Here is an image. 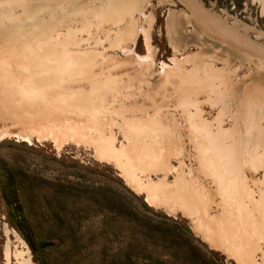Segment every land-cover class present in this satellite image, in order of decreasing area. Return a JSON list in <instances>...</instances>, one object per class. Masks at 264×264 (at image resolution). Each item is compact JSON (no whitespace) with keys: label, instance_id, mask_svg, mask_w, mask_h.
Returning a JSON list of instances; mask_svg holds the SVG:
<instances>
[{"label":"rangeland","instance_id":"374dc122","mask_svg":"<svg viewBox=\"0 0 264 264\" xmlns=\"http://www.w3.org/2000/svg\"><path fill=\"white\" fill-rule=\"evenodd\" d=\"M108 181L161 219L75 229ZM123 228L158 264H264V2L0 0V264L122 262Z\"/></svg>","mask_w":264,"mask_h":264},{"label":"trees","instance_id":"16d2710c","mask_svg":"<svg viewBox=\"0 0 264 264\" xmlns=\"http://www.w3.org/2000/svg\"><path fill=\"white\" fill-rule=\"evenodd\" d=\"M119 186L113 185L108 181L100 182L96 186L91 184V187L82 188L81 194L84 197V200H82L81 205L82 208L86 209H80L81 211H78L80 212V214L78 218L79 220L75 222V229L78 230L79 224H83L84 221H88L90 217L97 218V220L99 219L100 224H102L103 227H108L109 224L112 223H124L127 226L131 223H134L136 225L139 224L140 227H144L147 225L150 226L149 224H151V221L161 219L157 214L150 211V209L147 208L145 204H143L142 202L137 203L136 196L131 194V192H129L121 183L119 184ZM66 187L69 188L70 186L67 184V186H65V189ZM78 189V187L73 188L71 189V191L75 192L78 191ZM68 195L70 194L68 193ZM89 203L92 204L91 207H87ZM163 219L166 220L165 217ZM174 225L175 223L172 222L173 228H175ZM123 230L126 234V237L128 238V241L130 240L127 243V246H129L131 250L123 256L122 262H120V260H117L113 256L110 257V254H105L100 257L99 264H118V261L119 264H130V261H132L131 259L142 260L145 258L151 260L152 262H157L156 264L160 262V258H155L152 255V252L156 250L154 246L157 242L156 238H154L155 235H152L148 231H142V229L137 232L132 228H123ZM69 232L71 234V241L73 244L88 235V233L86 232L76 237V230H73L72 227L69 228ZM172 235L173 234H171L170 236L172 237ZM141 236H144V238L147 237L150 240L151 245H149L151 247L146 246L145 240L141 241V239H138V237ZM112 237L113 239L115 238L111 231L103 228L99 231L98 235L91 234L89 238H85V240L88 242L87 245L97 246L98 244L101 250H105V245H112ZM177 240L179 239H177V236L174 235V238L171 242L176 245L182 246V244H180V242H178Z\"/></svg>","mask_w":264,"mask_h":264},{"label":"crops","instance_id":"0c3cea01","mask_svg":"<svg viewBox=\"0 0 264 264\" xmlns=\"http://www.w3.org/2000/svg\"><path fill=\"white\" fill-rule=\"evenodd\" d=\"M255 1H257V2H264V0H255ZM198 9V8H197ZM198 13H199V11H198ZM202 18H205V16L204 15H202L201 16V19ZM205 20V19H204ZM179 194H182V193H180L179 192ZM183 195V194H182ZM182 195H180V196H177V195H175L176 197H179V200L183 203H185V201L183 200V198L181 197ZM183 200V201H182ZM194 200V201H193ZM190 204H191V206L189 207V209L191 210V209H194V206L196 207V206H198L199 204H200V202L198 201V198L197 197H195V198H193V196H191V201H190ZM185 206H186V204H185ZM187 207V206H186Z\"/></svg>","mask_w":264,"mask_h":264},{"label":"bare ground","instance_id":"6f19581e","mask_svg":"<svg viewBox=\"0 0 264 264\" xmlns=\"http://www.w3.org/2000/svg\"><path fill=\"white\" fill-rule=\"evenodd\" d=\"M37 76H38V75H37ZM180 195H182V194H179V193L177 194V196H180ZM181 197H182L183 200L185 201V204H186L187 208H189V207L191 206V204H190V201H191V195L188 196V195H184V194H183ZM176 198H177V197H176ZM177 199H178V198H177ZM183 200H182V201H183ZM193 201H194V200H193Z\"/></svg>","mask_w":264,"mask_h":264}]
</instances>
